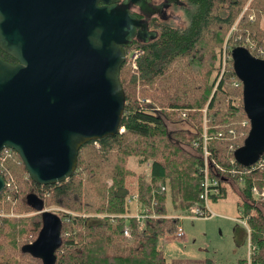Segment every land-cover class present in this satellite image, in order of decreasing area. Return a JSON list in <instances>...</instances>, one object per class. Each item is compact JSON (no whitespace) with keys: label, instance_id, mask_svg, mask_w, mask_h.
<instances>
[{"label":"trees","instance_id":"1","mask_svg":"<svg viewBox=\"0 0 264 264\" xmlns=\"http://www.w3.org/2000/svg\"><path fill=\"white\" fill-rule=\"evenodd\" d=\"M248 1L181 0L185 28L160 23L158 37L151 43L135 41L130 50H142L144 54L137 61L135 74L129 79L121 78L126 93L124 131L83 146L77 169L68 181L41 186L31 179L16 151L7 149L8 152L0 153V174L5 180L0 210L22 215L0 218V264H43L23 248L38 238L42 229L39 212L50 207L66 210L60 213L63 244L56 253V264H206L195 260L169 262L162 247L165 234H175L180 224L178 218H169V205L174 211L190 209L199 202L203 190V109L210 119V136L221 131L214 128L217 125L237 132L235 137L208 143L211 171L218 174L222 197L227 194L226 185L241 186L240 205L248 217L249 241L255 247L251 264H264V213L259 206L262 202L254 200L251 193L254 186L264 188V172L249 171L250 165L239 162L236 153L245 146L249 135L241 137L247 131L242 129L247 116L243 106L227 102L231 96H240L243 104V85L234 65L225 71L217 88L210 83L214 74L219 76L221 72L222 52L218 50L226 41L233 45L236 33L231 30ZM250 13L260 19L264 0H251L239 24V29L251 30L247 36L264 47V29L249 21ZM236 48H230L231 56ZM0 58L16 62L1 49ZM146 99L160 111L152 110V103L142 101ZM186 110V119L181 122L198 118L199 124L193 123L195 131L170 132L166 120L180 122V113ZM184 146L191 147L194 153ZM131 157H137L141 166L149 164L148 174L136 176L128 167ZM215 166L225 172H216ZM232 171L236 172L234 176ZM137 178L138 186L131 188L129 181ZM109 180L111 183L107 184ZM133 191L139 194L141 205L157 216L146 219L144 228L136 219L124 217L135 214L127 201ZM126 227L130 237L125 236ZM239 264H248V260L242 259Z\"/></svg>","mask_w":264,"mask_h":264},{"label":"water","instance_id":"2","mask_svg":"<svg viewBox=\"0 0 264 264\" xmlns=\"http://www.w3.org/2000/svg\"><path fill=\"white\" fill-rule=\"evenodd\" d=\"M150 2L0 0V49L17 62L0 58V153L16 151L35 183L68 181L83 146L120 133L126 105L121 69L148 27L131 7L145 11ZM232 59L251 124L236 154L251 165L264 153V59L244 47ZM4 189L0 174V195ZM39 213L42 229L23 251L56 264L63 220L46 209Z\"/></svg>","mask_w":264,"mask_h":264},{"label":"rangeland","instance_id":"3","mask_svg":"<svg viewBox=\"0 0 264 264\" xmlns=\"http://www.w3.org/2000/svg\"><path fill=\"white\" fill-rule=\"evenodd\" d=\"M250 2L251 0H249L248 3L244 6L243 10L241 11V15L238 16V19L231 30V33H236L233 45L229 44V42L226 41L223 47L218 50V53L222 52L220 54L221 72L219 76H216V74H214V76L210 80V83L216 85V88L217 85H219L221 78L225 74V71L233 69V59L232 56L229 54V52L231 51V47H244L248 49V51L251 52L253 56L261 59L264 58V47L260 45L257 39H253L247 36V34L249 35L250 33L249 31L251 30H249L248 28H246L245 30L239 29L240 19L243 17V14L248 11ZM168 15L170 16L169 20L161 22L159 21L157 24L155 23V28H157V25H159L160 23H166L167 25H172L178 28H185L187 26V21L184 18V12L180 9L179 6L171 8L168 11ZM248 18L251 23L254 22L259 24V29H264V13H261L260 19L255 13H250ZM245 31L246 34H244ZM133 54V50H130L125 62L126 66L123 71L121 69V78L123 79H129V77L131 75H134L136 72V70L132 66L131 61ZM143 54L144 51L142 55ZM216 88L214 89V91H216ZM238 92L240 93V90ZM147 100L149 101V103L146 102ZM142 101L146 104L152 103L150 99ZM227 102H231L236 106H243V104L241 103L240 96H231L228 98ZM151 109L156 112L160 111V108L154 105ZM187 111L188 110L184 111L183 113L187 114ZM202 112L204 114L202 121L203 134L206 131L210 133L209 128L211 126L209 124L210 119L207 115V110L203 109ZM185 119L186 117L182 116V113H180V122H173L170 121V119L166 120L169 131L174 132L190 129L195 131L194 124H199V119L193 118L190 123L181 122ZM247 120L249 119L247 118ZM225 127L227 126L217 125L214 128L219 131L224 130ZM249 128L247 129L248 133H250ZM212 134H215V132H213ZM95 146L97 147L98 145ZM184 148L186 151L192 154L194 153V150L191 147L184 146ZM211 157L209 158V162L212 165ZM201 159L203 162V153ZM128 167L136 174V176L148 174L150 168L149 164H144L142 166L139 165V159L137 157H131L129 159ZM218 169L222 173L225 172L224 168H221L220 166H215L216 172L218 171ZM213 174L218 175L217 173ZM145 179L147 181L149 180L148 177H145ZM137 180L138 178L129 181V185L131 186V188L138 186ZM110 183L111 181L109 180L107 184ZM239 187L241 188L240 185H236L235 183H230V185L225 186L227 191L226 196L219 198L216 202L211 201V208L213 209L215 216L209 219H194L190 217H185L188 215L190 209L195 204L190 209H187L185 211H174L172 209L171 204L169 205V218L177 219L179 217H184L182 219H178L180 222L179 225L183 228L184 237H177L175 232V234L166 233L162 239L163 252L169 262L173 260H195L205 262L206 264H239L240 260L247 259L248 264H251V258H248L250 250L248 232L243 225L235 221L236 218L244 216V209L240 205L242 201V196ZM134 192L136 191H133L130 195H132ZM258 203H261L259 206L261 207L264 213V201H260ZM46 210L52 211L58 214L59 216L61 212L66 211L65 209L60 207H50ZM133 210L136 211V207H133ZM7 215L8 217L12 218L22 216L14 212L9 214L7 213ZM31 215L33 214H28V216Z\"/></svg>","mask_w":264,"mask_h":264},{"label":"built area","instance_id":"4","mask_svg":"<svg viewBox=\"0 0 264 264\" xmlns=\"http://www.w3.org/2000/svg\"><path fill=\"white\" fill-rule=\"evenodd\" d=\"M133 57L131 58L132 61V66L136 70L138 68L137 66V61L140 59L143 51L138 50V51H133ZM131 54V53H130ZM130 56V55H129ZM129 58V59H130ZM149 103V101H146ZM186 113H183L182 116L186 117ZM251 128V124L249 120H244L242 122V128ZM124 128L122 127L120 129V132H123ZM248 133L242 132L241 137L246 136ZM237 135V132L234 128H228L227 130H221L217 132L214 136H210L208 132L206 131L203 134V156H204V163L203 166L201 167L200 174L202 176V193L200 195V200L198 203H196L191 209L190 212L188 213L187 216L185 217H190L194 219H209L215 216V213L213 209L211 208V201L213 198L216 197H222V184L220 182V179L218 175H214L211 171V164L209 162V157H211L210 151L208 149V143L212 139H221V138H226V137H235ZM233 150V147L231 148ZM6 152L7 149H5ZM233 164H236L235 162H232ZM150 169V168H149ZM262 171L264 172V153H262L259 158L250 165L249 171ZM232 175L234 176L236 174L235 171L231 172ZM162 191H166L165 187H162ZM253 199L256 201H264V188L260 190L257 186H254L251 190ZM128 204L131 205L132 207H136V211L134 215L131 216H124L125 218H130L132 217L133 219H136L140 225L141 228L145 227V221L148 218H155L157 217L154 213L151 212V210L147 206H142L140 202V196L138 193H133L132 195H129L127 198ZM157 202L153 201L152 205L156 206ZM142 206V209H141ZM8 217L7 213L3 210H0V218H6ZM184 217H179L178 219H182ZM236 222L240 223L241 225L244 226V228L248 232V236L251 234V229L248 225V217L245 215L242 217H238L235 219ZM177 237H184V232L183 228L179 225L176 231ZM125 236L130 237V231L129 228L126 227L125 229ZM250 242V241H249ZM254 248L251 246L250 243V250H249V257L250 258L253 254Z\"/></svg>","mask_w":264,"mask_h":264},{"label":"flooded vegetation","instance_id":"5","mask_svg":"<svg viewBox=\"0 0 264 264\" xmlns=\"http://www.w3.org/2000/svg\"><path fill=\"white\" fill-rule=\"evenodd\" d=\"M180 4L181 0L178 2H173L172 0H151L145 11H141L137 6H132L131 13L139 19L145 20L144 23L148 26L145 30H140V36L135 41H143L148 44L155 40L157 38H155V36L158 34L155 23L157 24L159 21H168L170 17L168 11L171 8L180 7ZM14 64H17V62H14Z\"/></svg>","mask_w":264,"mask_h":264},{"label":"bare ground","instance_id":"6","mask_svg":"<svg viewBox=\"0 0 264 264\" xmlns=\"http://www.w3.org/2000/svg\"><path fill=\"white\" fill-rule=\"evenodd\" d=\"M243 129V128H242ZM243 131V130H242ZM246 132V131H245ZM248 133V132H247ZM210 158V157H209ZM211 161V160H210ZM253 247V246H252ZM255 248V247H254ZM255 254V253H254ZM253 255V254H252Z\"/></svg>","mask_w":264,"mask_h":264}]
</instances>
